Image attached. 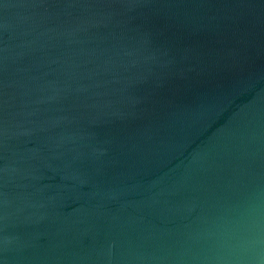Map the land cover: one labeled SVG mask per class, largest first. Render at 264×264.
<instances>
[{"label":"water","instance_id":"1","mask_svg":"<svg viewBox=\"0 0 264 264\" xmlns=\"http://www.w3.org/2000/svg\"><path fill=\"white\" fill-rule=\"evenodd\" d=\"M0 264H264V0H0Z\"/></svg>","mask_w":264,"mask_h":264}]
</instances>
